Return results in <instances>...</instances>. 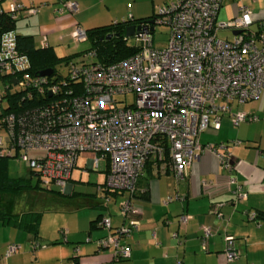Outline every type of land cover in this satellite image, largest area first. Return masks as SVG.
<instances>
[{
    "label": "built area",
    "instance_id": "2783aa9c",
    "mask_svg": "<svg viewBox=\"0 0 264 264\" xmlns=\"http://www.w3.org/2000/svg\"><path fill=\"white\" fill-rule=\"evenodd\" d=\"M61 2L60 11L74 13L79 9L77 0ZM222 3L166 2L153 17L154 26H169L164 46L156 45L155 28H142L133 34L139 46L136 53L106 63L99 58L97 48L90 47L66 62L68 72L61 78L31 74L30 58L20 48L15 31L3 35L0 78L5 87L0 91V103L6 101L4 105L11 108L0 115V155L24 160L42 184L65 191L72 184L80 152L92 150L88 166L101 170V160H105L107 168L105 186L100 184L99 188L129 191L119 203L128 222L113 226L110 214H103L97 221L108 229L97 239L99 246L113 248V258L105 264H116L131 255V246L123 238L139 228L141 209L133 197L150 159L158 160L160 171L172 170L181 179L201 151L212 150L221 166L230 170L234 154L228 143L204 144L201 133L220 128L226 113L235 125L260 117L233 110L232 103L258 97L264 88V20L253 30L255 19L247 4L239 5L237 15L218 20ZM39 9L40 5L20 0L10 3L13 17ZM221 28L232 30L233 36L220 37ZM71 35L80 42L88 40L87 28L80 23ZM49 44L43 34L41 46ZM129 93L135 94L131 102ZM227 184L235 200L247 197L234 175L229 174ZM177 196L168 195L165 201ZM111 198L105 195L106 201ZM223 203H215L219 215ZM251 215L257 217V212ZM189 217L184 214L181 220ZM212 232L210 225L203 226L205 247ZM225 241L227 260L240 258L242 251L235 237L227 234ZM19 248L17 243L10 244L7 255Z\"/></svg>",
    "mask_w": 264,
    "mask_h": 264
},
{
    "label": "crops",
    "instance_id": "0c3cea01",
    "mask_svg": "<svg viewBox=\"0 0 264 264\" xmlns=\"http://www.w3.org/2000/svg\"><path fill=\"white\" fill-rule=\"evenodd\" d=\"M12 1L0 0V11L10 10ZM20 1L27 5H40L39 11L31 14V22L27 23L34 26L35 31H27L24 29L25 24H22L19 25L22 31L24 29L27 32H20L17 21L15 29L17 33L32 34L38 46L42 45L43 34L48 36L52 46L51 41L57 32H62L63 35L58 36L61 40L72 37L77 23L89 28L113 22L104 21L106 10L114 7L108 0H77L79 9L74 13L58 9L62 0ZM169 1L153 0V5L148 9L147 3H134L131 15L134 18H151L152 14L147 13L146 9L153 7L155 10L156 4L160 6ZM240 4H247L252 9L259 27L260 21L264 20V0H223L218 20L237 15ZM96 7L99 12L94 11ZM58 12L65 14L60 16ZM27 15L21 13L18 19ZM258 27L252 29L257 30ZM44 30L47 32L37 42L39 39L34 34ZM77 53L78 49H75L67 55L76 56ZM232 109L246 110L260 117L235 125L231 115L226 113L222 117L221 127L206 129L201 133L200 140L204 144L227 142L234 154L233 168H223L216 152L203 150L186 167L185 177L178 179L172 170L162 172L150 160L139 180L137 194L133 197L141 209L139 228L123 238V242L131 246V255L117 260L116 264H264V217L251 215L253 212H264V88L258 97L244 102L234 101ZM235 139L241 142L233 144ZM229 174L243 185L247 191L246 198L235 200L234 192L227 184ZM71 183L70 191L74 189L73 180ZM173 194L178 196L165 201L168 195ZM82 198L79 204L84 206L77 207L73 220L62 226L53 239L51 236L54 235L49 232L46 235L42 228L45 212L37 235L0 220V264H105L112 260L113 248L100 247L97 242L98 238L108 233L107 228L98 224L97 218L102 214H110L113 226L128 220L117 205V199L100 201L92 196ZM220 201L224 202L220 207L221 215L214 210L215 203ZM26 206L28 202L24 199L17 210L22 211ZM79 210L83 212L78 213ZM58 211L62 210H55ZM184 214L190 216L186 221L181 220ZM205 225L213 228L206 247L202 241ZM62 228H67L64 236ZM227 234L235 237L237 247L242 251V256L231 262L224 251ZM12 243L19 244L20 248L7 255ZM77 246L79 249H76Z\"/></svg>",
    "mask_w": 264,
    "mask_h": 264
},
{
    "label": "trees",
    "instance_id": "16d2710c",
    "mask_svg": "<svg viewBox=\"0 0 264 264\" xmlns=\"http://www.w3.org/2000/svg\"><path fill=\"white\" fill-rule=\"evenodd\" d=\"M156 14H158V12H155L150 17H155ZM17 19L18 17L12 16L10 10L0 11V44L5 32L11 30L15 31ZM145 19L146 17H133L132 19L116 20L111 23L87 28L88 40L92 43L91 47L97 48L99 58L106 63L113 62L136 53L139 46L128 42V36H126V26L130 23L140 22ZM15 33L17 35L20 48L30 58L29 72L33 75L40 73V71L44 68L53 67L54 72L51 75L54 76L57 73V63L63 61L66 64L68 60L75 57V54L63 56L58 55L55 48L51 44L48 46L36 45L32 34H22L17 33L16 31ZM109 34H112L111 37H109ZM10 108V105H3L0 115L10 110ZM10 158L11 157L7 155H0V220H2L5 224L26 229L37 235L39 233V225L42 215L45 211L48 209L62 210L64 206L69 203V200L73 201V198L78 196L81 192L75 189H72L70 192H66L54 186H46L42 184L41 181L33 182L32 177L29 175H12L9 168ZM150 160L153 163H157L158 161L157 159ZM31 172L34 174L32 170ZM103 190L106 195L110 193H119L118 190L110 188H103ZM136 194L137 190L135 191L134 196ZM24 199L28 202V206L24 207L22 211H18L17 208ZM46 199H53L55 202H60V205L62 206L55 205L46 207ZM61 207L62 209H59ZM102 215H99L97 219H99ZM257 217H264V212H257Z\"/></svg>",
    "mask_w": 264,
    "mask_h": 264
},
{
    "label": "rangeland",
    "instance_id": "374dc122",
    "mask_svg": "<svg viewBox=\"0 0 264 264\" xmlns=\"http://www.w3.org/2000/svg\"><path fill=\"white\" fill-rule=\"evenodd\" d=\"M111 2V4L114 5L112 8H108L107 15L105 14V20L104 21H115V20H122L128 18L132 14V8L131 6L134 5V3L138 5H142L143 3H147V9L148 7L153 5V0H108V2ZM136 1V2H135ZM162 5V4H161ZM160 6L157 4L155 5V10L153 7H151L150 10H147V13H150V15L154 14L155 12H159ZM96 12H99V8H94ZM154 12V13H153ZM69 14V12H67ZM58 15H63L65 12L61 13L58 12ZM33 15V14H32ZM157 15V14H156ZM30 16L31 14H28L27 16L20 17L17 22H18V27L20 32H27V31H35L34 26L27 25V23L31 22L30 21ZM32 21H34L32 19ZM107 23V22H106ZM22 24H25V28L27 31L20 27ZM35 23H33L34 25ZM20 25V26H19ZM258 27V24L254 22L251 25V28L256 29ZM44 32H47L46 30L44 31H39L35 35L36 39H39L37 42H40V37ZM62 32H57V36L55 39L51 41L53 46L55 47L57 53L60 56L67 55L71 53V51H75V49H78L79 54L75 56L78 58L83 51L87 50L88 48L91 47V41H85V42H80L73 37H65L66 40H61L58 38L59 35H61ZM219 36L220 37H231L232 36V30L228 28H223L219 30ZM63 35V34H62ZM65 36V35H64ZM169 36V26L166 23H156L155 25V32H154V37H155V43L158 46H164L167 43V38ZM53 37V35H51ZM42 41V37H41ZM128 42L130 44H135L137 45V37L135 35H130L128 36ZM56 70L57 73L53 76L54 78H60L62 75H65L67 71L66 64L61 61L57 63L56 65ZM15 86V85H14ZM5 87L4 80L0 78V91H2ZM135 97L134 93H129L128 94V100L129 102L133 101ZM6 103V101H3V104L0 103V111L3 107V105ZM123 103H121L122 105ZM94 155V151L92 150H85L81 151L78 157V162L77 166L74 167L73 172H72V180H73V188L77 191H80L81 193L73 198L72 200H69V203L64 206L62 211L55 212V210H50L48 209L45 211L43 221H42V228L44 229L46 235L51 233L54 236H51L52 239L55 237V234L58 233L60 228L62 226H66L67 223L71 222L73 220L74 216V211L77 209L79 206H84V204H79L81 200H83V196L85 197H90L95 198L100 201H105V191L99 188V184H103L105 186V178H106V171L105 169V160H101V170H95L94 168H91L88 166V158L90 156ZM10 161V172L12 175H29L32 177L33 182H40V179L38 176L34 173L31 172V169L27 165V163L24 160L18 159L17 157H11L9 159ZM129 195L128 190L124 191H119L118 194L115 193H110V196L112 197L111 200L117 199V205L120 203V201L125 198L126 196ZM60 202H55L53 199H46L45 200V205L46 207L48 206H55V205H60ZM62 206V205H60ZM91 208V207H90ZM82 210H79L78 213H82ZM105 228V227H103ZM106 229V228H105ZM67 228H62L61 233L64 236V233H66ZM41 240V239H40ZM39 240V241H40Z\"/></svg>",
    "mask_w": 264,
    "mask_h": 264
},
{
    "label": "water",
    "instance_id": "95a60500",
    "mask_svg": "<svg viewBox=\"0 0 264 264\" xmlns=\"http://www.w3.org/2000/svg\"><path fill=\"white\" fill-rule=\"evenodd\" d=\"M154 18H148V19H145V20H142L140 22H133V23H130L126 26V36H130V35H133L137 30H140L142 28H146V27H149L151 28L152 30L155 28L154 26ZM149 23H151V25H149ZM239 30H235V32H238ZM112 34H109V37H111ZM54 72V68L53 67H48V68H44L40 71V74L41 75H51L52 73ZM14 82H17L18 79L15 78L13 80ZM72 187V184H70L68 186V188H66L65 191H70V188Z\"/></svg>",
    "mask_w": 264,
    "mask_h": 264
},
{
    "label": "clouds",
    "instance_id": "9594fccd",
    "mask_svg": "<svg viewBox=\"0 0 264 264\" xmlns=\"http://www.w3.org/2000/svg\"><path fill=\"white\" fill-rule=\"evenodd\" d=\"M153 18V17H152Z\"/></svg>",
    "mask_w": 264,
    "mask_h": 264
}]
</instances>
